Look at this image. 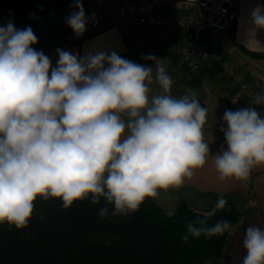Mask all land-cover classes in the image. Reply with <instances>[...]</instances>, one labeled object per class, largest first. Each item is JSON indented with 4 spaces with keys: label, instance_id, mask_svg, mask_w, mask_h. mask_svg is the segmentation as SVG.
<instances>
[{
    "label": "clouds",
    "instance_id": "1",
    "mask_svg": "<svg viewBox=\"0 0 264 264\" xmlns=\"http://www.w3.org/2000/svg\"><path fill=\"white\" fill-rule=\"evenodd\" d=\"M65 18L75 35L90 17L80 0ZM95 14L91 17L94 19ZM254 29L264 30V4L251 9ZM31 29L0 25V225L28 227L37 197L56 198L64 209L90 200L98 217L128 216L159 190L179 188L211 157L218 179L246 181L264 165V92L247 107L226 109L215 153L206 141L207 108L195 91L172 95L164 59L135 63L116 51L81 55L60 48L50 57L33 45ZM159 90L154 95L152 85ZM223 197L217 208H223ZM111 206V210L109 208ZM231 222H188L181 239L213 237ZM241 264H264V228L249 226Z\"/></svg>",
    "mask_w": 264,
    "mask_h": 264
},
{
    "label": "trees",
    "instance_id": "2",
    "mask_svg": "<svg viewBox=\"0 0 264 264\" xmlns=\"http://www.w3.org/2000/svg\"><path fill=\"white\" fill-rule=\"evenodd\" d=\"M53 2L56 8L63 6V0ZM20 13L42 17L48 9L44 0L0 1L1 17ZM240 51L254 59L263 57L243 48ZM217 71L216 66H203L200 77L214 79ZM187 74L182 70L186 82ZM221 197L226 204L217 208ZM235 203L230 195H222L214 197V209L209 214L196 212L184 202L168 214L153 198H148L138 211L126 217L109 214L102 220L97 213L104 206L103 200L99 205L87 199L76 201L64 209L60 199L37 197L28 227L17 230L0 225V264H202L206 260L216 263L222 258L231 231L210 238L190 237L187 243L181 237L188 222L200 219H207L208 226L227 220L232 229L243 227V215Z\"/></svg>",
    "mask_w": 264,
    "mask_h": 264
},
{
    "label": "crops",
    "instance_id": "3",
    "mask_svg": "<svg viewBox=\"0 0 264 264\" xmlns=\"http://www.w3.org/2000/svg\"><path fill=\"white\" fill-rule=\"evenodd\" d=\"M44 1L48 9L47 15L35 17L20 13L0 16V25H5L11 20L17 29L31 27L38 38V42L32 47L50 57L53 65L58 60L57 48L72 53L78 52L81 55L89 50L116 51L122 57L134 61L135 50L142 47L133 46L130 38L115 27L116 17L110 7L113 0H80L86 16L90 17L86 31L80 36L75 35L65 22L67 16L73 11H78L73 6L75 0H63L61 8H56L53 0ZM257 3L264 4V0L238 1L237 20L234 27L228 31V35L237 47L263 55L262 58H253L256 66L248 65L247 68L251 82L264 92V30L254 29L250 21L251 9ZM93 14H95L94 19L91 18ZM153 44L155 45V43L148 45L153 46ZM210 80L216 82L214 79L210 78ZM220 89L227 91L229 95L232 84H225ZM219 121L221 124L222 118ZM219 145H212L213 153ZM222 195H230L236 200L235 206L243 215L244 226H236L231 230L225 251L218 262L206 260L202 264H241L245 254L242 244L246 229L249 226L264 228V165L254 167L246 181H238L234 178L221 181L218 179L214 161L210 157L202 168L194 170L191 178L185 179L182 186L167 191L161 189L159 195L153 198L154 202L168 214L172 213L181 202L186 203L192 210L204 214L213 211L214 197Z\"/></svg>",
    "mask_w": 264,
    "mask_h": 264
},
{
    "label": "built area",
    "instance_id": "4",
    "mask_svg": "<svg viewBox=\"0 0 264 264\" xmlns=\"http://www.w3.org/2000/svg\"><path fill=\"white\" fill-rule=\"evenodd\" d=\"M239 0H113L115 27L133 46L156 43L186 70L195 88L203 66H216L215 81L232 84L226 109L247 107L263 92L250 80L248 65L255 61L240 51L228 31L237 20ZM264 112V106L254 105Z\"/></svg>",
    "mask_w": 264,
    "mask_h": 264
},
{
    "label": "rangeland",
    "instance_id": "5",
    "mask_svg": "<svg viewBox=\"0 0 264 264\" xmlns=\"http://www.w3.org/2000/svg\"><path fill=\"white\" fill-rule=\"evenodd\" d=\"M135 51L136 57L133 61L135 63L153 66L151 61H145L142 59V56L147 54H152L158 58L164 59L168 74L173 80L172 95L180 97L186 94L189 90L195 91L198 100L207 108V121L204 125L205 139L211 146L221 144L223 142V135L219 132V127L217 128V126L220 125L219 123L221 121L219 120L223 117V114L226 110L225 99L228 97V93L227 91H222L220 87L222 88L225 86V84H229L230 80L223 79L212 82L209 77L201 76L198 79L197 86L193 88L182 78V69L178 68L171 55L167 53L160 45L156 43L155 45L153 44V46L144 44ZM151 87L152 93L150 95L156 94V92L159 90L158 85L154 83ZM224 106L225 110H223Z\"/></svg>",
    "mask_w": 264,
    "mask_h": 264
}]
</instances>
